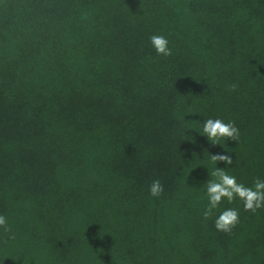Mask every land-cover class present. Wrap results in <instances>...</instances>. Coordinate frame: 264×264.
<instances>
[{
    "label": "trees",
    "instance_id": "obj_1",
    "mask_svg": "<svg viewBox=\"0 0 264 264\" xmlns=\"http://www.w3.org/2000/svg\"><path fill=\"white\" fill-rule=\"evenodd\" d=\"M209 153L264 180V0H0V264H264V208L203 218Z\"/></svg>",
    "mask_w": 264,
    "mask_h": 264
},
{
    "label": "clouds",
    "instance_id": "obj_2",
    "mask_svg": "<svg viewBox=\"0 0 264 264\" xmlns=\"http://www.w3.org/2000/svg\"><path fill=\"white\" fill-rule=\"evenodd\" d=\"M150 44L157 55L169 57L172 55V49L169 47L168 39L159 34H153L149 37ZM230 91H236L238 84H230ZM200 134L206 136L212 145H221V141H238L240 132L234 122H225L222 119L208 118L201 124ZM206 151V150H205ZM209 160L215 167L209 172V179L204 185L208 204L202 215L205 220L211 219L214 210L227 200L232 203L239 199L243 202L245 211L253 214L257 210L264 208V180L257 178L253 186H245L237 181L236 177L230 175L226 168L217 167L218 162L226 165H232L233 160L227 154H210ZM149 192L152 197H160L164 192V187L159 179L153 180L149 186ZM239 223V211L237 209H226L215 219L214 226L218 231L231 233ZM0 229L10 234V238H15L12 229L8 225L7 217L0 214Z\"/></svg>",
    "mask_w": 264,
    "mask_h": 264
}]
</instances>
